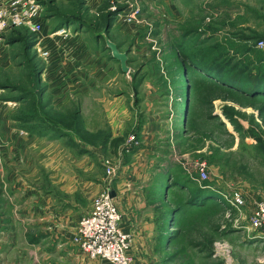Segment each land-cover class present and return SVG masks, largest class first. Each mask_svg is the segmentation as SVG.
Instances as JSON below:
<instances>
[{
	"label": "rangeland",
	"instance_id": "rangeland-1",
	"mask_svg": "<svg viewBox=\"0 0 264 264\" xmlns=\"http://www.w3.org/2000/svg\"><path fill=\"white\" fill-rule=\"evenodd\" d=\"M23 1L40 28L0 44V264H113L72 235L149 133L152 184L120 202L153 213L151 264H264V0Z\"/></svg>",
	"mask_w": 264,
	"mask_h": 264
},
{
	"label": "built area",
	"instance_id": "built-area-1",
	"mask_svg": "<svg viewBox=\"0 0 264 264\" xmlns=\"http://www.w3.org/2000/svg\"><path fill=\"white\" fill-rule=\"evenodd\" d=\"M38 10L23 0H10L0 5V44L5 33L24 24L34 30L40 28L37 23ZM107 173L112 174L110 162H106ZM199 169L205 175V165ZM112 189L106 188L95 197L88 215L81 218L74 242L90 260L109 261L113 264H133L130 256L132 237L121 229L123 216L111 196ZM231 203L239 208L245 205L239 192L233 193ZM251 230H264V196L257 200L250 216Z\"/></svg>",
	"mask_w": 264,
	"mask_h": 264
},
{
	"label": "crops",
	"instance_id": "crops-1",
	"mask_svg": "<svg viewBox=\"0 0 264 264\" xmlns=\"http://www.w3.org/2000/svg\"><path fill=\"white\" fill-rule=\"evenodd\" d=\"M156 137H157L156 133L154 134L149 133L147 136L143 137L145 145L143 146L142 149L136 152V159L138 160L137 161L138 167H134V169L130 171L124 169V173H126V175L124 176L123 181H121L118 186H119V189L125 188L124 189L125 192H123L122 195L118 194L119 195L118 198H117V195L113 198L116 207L118 208V210L121 212L123 216V219L121 222V229L124 232L130 234L132 237V247L130 250V256L133 259V264H151V262L154 261L152 255H154L153 253L155 249L154 241L156 237L155 218H154L153 213L147 210H144L142 214H139L138 211L135 213L133 212L132 214L130 212L127 213L126 210H124L123 208L122 202H120L121 200L120 196L123 197L124 199V197L129 196V194L130 195L134 194V191L130 190L129 189L130 187L128 186V183H129L128 181L130 178H131L130 184H133V185L150 186L152 184L150 182L152 178L151 177L149 178V176L147 175L150 173L148 172L149 171L148 164H150L152 160L148 161V158L153 156L155 154V151L159 147V143H157ZM15 152L18 154V149H16ZM3 153L4 155H6L7 154L6 150H3ZM142 157H146L147 159L145 158L143 159ZM129 167L130 165L127 168ZM147 180L148 181L150 180V181L147 182ZM17 183L19 182L15 180V184ZM14 190L16 194H13V196L16 200H18L17 197L21 196L20 193L18 192L20 190H17V188ZM101 192L102 191H100L96 196H98ZM133 204L134 202L132 203V205ZM91 209H92V204L83 216L88 215ZM83 216L80 217V220ZM80 220H79V223H80ZM79 223L77 224V227L72 235V238H74L77 233ZM67 255H71V253L68 252ZM67 260L69 261L71 260V258L68 257ZM74 260H75V264H80V263L82 264V261L84 262L85 259L79 257L78 255V258ZM57 264H69V263H66V261L63 259V261H60Z\"/></svg>",
	"mask_w": 264,
	"mask_h": 264
},
{
	"label": "trees",
	"instance_id": "trees-1",
	"mask_svg": "<svg viewBox=\"0 0 264 264\" xmlns=\"http://www.w3.org/2000/svg\"><path fill=\"white\" fill-rule=\"evenodd\" d=\"M254 81L255 86L257 85L256 90H261L260 92H264V75L261 74L257 78H254L251 80V82Z\"/></svg>",
	"mask_w": 264,
	"mask_h": 264
},
{
	"label": "water",
	"instance_id": "water-1",
	"mask_svg": "<svg viewBox=\"0 0 264 264\" xmlns=\"http://www.w3.org/2000/svg\"><path fill=\"white\" fill-rule=\"evenodd\" d=\"M111 196L114 198L116 196V193L115 192H112L111 193Z\"/></svg>",
	"mask_w": 264,
	"mask_h": 264
}]
</instances>
